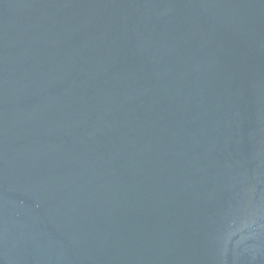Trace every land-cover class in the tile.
<instances>
[{
    "label": "water",
    "instance_id": "95a60500",
    "mask_svg": "<svg viewBox=\"0 0 264 264\" xmlns=\"http://www.w3.org/2000/svg\"><path fill=\"white\" fill-rule=\"evenodd\" d=\"M0 264H264V0H0Z\"/></svg>",
    "mask_w": 264,
    "mask_h": 264
}]
</instances>
